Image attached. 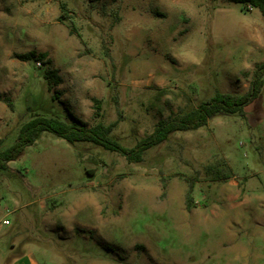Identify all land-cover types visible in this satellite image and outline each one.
<instances>
[{"label":"rangeland","instance_id":"1","mask_svg":"<svg viewBox=\"0 0 264 264\" xmlns=\"http://www.w3.org/2000/svg\"><path fill=\"white\" fill-rule=\"evenodd\" d=\"M31 52L47 58H16ZM262 64L264 13L231 0H0V151L36 117L119 122L132 149L217 91L246 95ZM245 112L138 164L43 133L0 171V264L27 245L39 264H264V88Z\"/></svg>","mask_w":264,"mask_h":264},{"label":"trees","instance_id":"2","mask_svg":"<svg viewBox=\"0 0 264 264\" xmlns=\"http://www.w3.org/2000/svg\"><path fill=\"white\" fill-rule=\"evenodd\" d=\"M234 3L245 4L248 7L258 8L264 13V0H231ZM63 14L60 21L66 19ZM19 61H29L36 59L43 61L47 58L46 54L36 57V53L31 52L23 55H17ZM50 64V62H47ZM46 78L50 84L60 85L61 79L58 71H48ZM264 88V64L259 65L253 75L250 91L246 95L237 96L217 91L214 97L206 102H202L194 111L190 113H181L168 120L161 121L154 129L153 133L140 140L137 145L128 149L111 138L112 132L117 128L119 122L109 126L98 124L94 127H88L87 124L75 118L73 123L61 121L58 119H46L36 117L25 124L19 133L17 142L11 148L0 151V171L8 168L10 162L16 161L26 148L33 146L43 133H51L69 144L91 143L104 148L105 150L115 152L123 156L130 164L143 162L144 155L150 149L166 142L169 137L177 132H192L202 129L208 125L210 120L217 116L241 115L245 116V109L259 98ZM58 97V96H56ZM94 102V116L96 119L102 117V105L99 100ZM10 107L12 104L10 103ZM1 144V142H0ZM208 173H213L217 181H228L233 178L232 173L226 161L217 163L206 168ZM193 184L190 183V191L187 194L186 207L192 209L193 198L191 196Z\"/></svg>","mask_w":264,"mask_h":264},{"label":"crops","instance_id":"3","mask_svg":"<svg viewBox=\"0 0 264 264\" xmlns=\"http://www.w3.org/2000/svg\"><path fill=\"white\" fill-rule=\"evenodd\" d=\"M13 264H39V262L34 257L31 247L27 245L25 247V253L15 257Z\"/></svg>","mask_w":264,"mask_h":264},{"label":"built area","instance_id":"4","mask_svg":"<svg viewBox=\"0 0 264 264\" xmlns=\"http://www.w3.org/2000/svg\"><path fill=\"white\" fill-rule=\"evenodd\" d=\"M5 224H8V222H5Z\"/></svg>","mask_w":264,"mask_h":264}]
</instances>
